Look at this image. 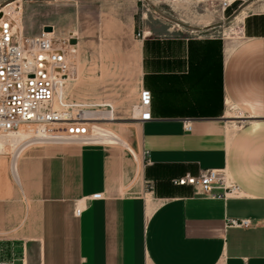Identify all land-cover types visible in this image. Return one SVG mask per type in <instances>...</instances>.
<instances>
[{"label": "crops", "instance_id": "1", "mask_svg": "<svg viewBox=\"0 0 264 264\" xmlns=\"http://www.w3.org/2000/svg\"><path fill=\"white\" fill-rule=\"evenodd\" d=\"M62 1L53 6L66 22L60 37L70 33L67 11L92 5L133 28L142 5ZM240 13L239 38L145 33L150 121L95 126L87 135L101 145L28 146L47 139L43 127L0 136V155L10 157L0 161L1 260L264 264V0H246ZM209 169L224 170L240 193L211 199L171 182Z\"/></svg>", "mask_w": 264, "mask_h": 264}, {"label": "rangeland", "instance_id": "2", "mask_svg": "<svg viewBox=\"0 0 264 264\" xmlns=\"http://www.w3.org/2000/svg\"><path fill=\"white\" fill-rule=\"evenodd\" d=\"M16 0H0L7 3ZM21 5V31L38 34L44 26L54 25L57 36L66 25L62 13L53 6L62 0H18ZM246 0H141L134 27L114 19V13L89 10L67 11L69 32L76 33V77L66 86L70 103L93 104L104 120L113 109L112 119L101 127L117 130L135 122L133 113L139 100L142 80L141 55L145 33L206 38H239L241 8ZM127 24V23H126ZM52 27V28H54ZM67 28V29H68ZM54 29V32H55ZM60 37V36H59ZM62 95H64L62 93ZM104 111V113H103ZM103 113V114H102ZM111 118V115H110ZM125 124V125H124ZM56 131V127H49ZM35 126L22 127L17 134H33ZM8 155L0 161L9 162Z\"/></svg>", "mask_w": 264, "mask_h": 264}, {"label": "built area", "instance_id": "3", "mask_svg": "<svg viewBox=\"0 0 264 264\" xmlns=\"http://www.w3.org/2000/svg\"><path fill=\"white\" fill-rule=\"evenodd\" d=\"M11 2H0V136L11 137L22 127L35 126L36 129L43 127L48 137L44 141L31 142L28 146L101 145L91 141L87 135L93 127L106 122L95 110L96 105L70 103L65 96L66 86L74 80L77 72L76 35L68 33L59 37L53 28L51 32L41 30L36 35L24 34L18 30L6 10ZM20 7H16V10L19 11ZM150 105V92L141 89L135 107L139 113L135 119L137 122L144 123L152 119ZM106 107L112 117V107ZM49 127H56V131ZM184 130L191 131V123H184ZM143 156L146 157L147 152ZM171 182L175 186H191L199 194L211 199L240 193L239 186L228 179L224 170H203L197 176L187 174ZM100 198L98 193L88 199ZM80 212L81 209L75 207L74 214L78 216ZM227 224L231 227H247L249 222L229 219ZM3 253L0 247V257ZM0 264H7V261L0 259Z\"/></svg>", "mask_w": 264, "mask_h": 264}, {"label": "bare ground", "instance_id": "4", "mask_svg": "<svg viewBox=\"0 0 264 264\" xmlns=\"http://www.w3.org/2000/svg\"><path fill=\"white\" fill-rule=\"evenodd\" d=\"M19 4H20V1H18V0H17V2H11V3H9V5L6 7V10L9 11L10 16L14 19V21H15V25L17 26L18 30L21 31V18H20L21 7L19 6ZM16 7H20V10L17 11V10H16ZM72 35H75V33L73 32ZM75 77H76V76H75ZM74 79H75V78H74ZM99 113H100V112H99ZM103 113H104V111H103ZM103 113H102V114H103ZM138 114H139V113H138L137 109H134V113H133L134 117H133V119H136L137 116H138ZM104 116H105V117H110V113H109V112H107V113L105 112V113H104ZM107 120L112 121L113 119H112V117H111V118H109V119H107Z\"/></svg>", "mask_w": 264, "mask_h": 264}, {"label": "water", "instance_id": "5", "mask_svg": "<svg viewBox=\"0 0 264 264\" xmlns=\"http://www.w3.org/2000/svg\"><path fill=\"white\" fill-rule=\"evenodd\" d=\"M43 32H51L52 31V27L51 26H44L42 28ZM72 43H74V40L71 41Z\"/></svg>", "mask_w": 264, "mask_h": 264}]
</instances>
